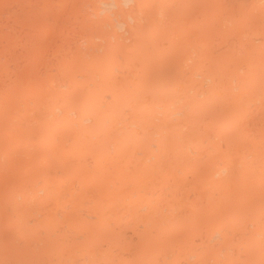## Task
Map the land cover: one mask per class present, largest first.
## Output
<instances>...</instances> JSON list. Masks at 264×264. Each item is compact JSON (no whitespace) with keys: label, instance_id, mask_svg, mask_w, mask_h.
Instances as JSON below:
<instances>
[{"label":"bare ground","instance_id":"obj_1","mask_svg":"<svg viewBox=\"0 0 264 264\" xmlns=\"http://www.w3.org/2000/svg\"><path fill=\"white\" fill-rule=\"evenodd\" d=\"M57 7L31 63L28 37L20 48L0 40V110L11 119L22 107L30 121L11 138L18 127L0 113V131L10 127L0 132V264H264L249 261L264 247V0H57ZM21 130L23 139L49 141L25 143ZM111 215L135 224L124 229L128 240L152 231L145 240H167L150 243L167 248L149 258L153 247L143 241L142 250L134 241L120 248L114 234L106 241L93 225ZM215 216H243V231L236 223L231 236L243 232L242 242L234 239L249 245L230 253L238 246L225 237L236 229L220 221L209 233L220 239L217 258L200 239L180 248ZM178 240L177 250L169 246Z\"/></svg>","mask_w":264,"mask_h":264},{"label":"rangeland","instance_id":"obj_2","mask_svg":"<svg viewBox=\"0 0 264 264\" xmlns=\"http://www.w3.org/2000/svg\"><path fill=\"white\" fill-rule=\"evenodd\" d=\"M1 1H2V0H1ZM3 1L6 2L7 5H6ZM3 1H2V3L0 2V8H1V5H2V4H5V5H3L2 9H3V8L6 9V7H8V10H7V12H6L4 9H3L4 11H3L2 9H1V11H0V14L3 13L2 17L4 18V22L1 21V20H2L1 18H2V17H1V15H0V19H1V20H0V22H1L0 24L4 26V29H2V28L0 27V28L2 29V30H0V34L3 35V36L0 35V40H1L2 38L4 39V38H9V37H10V38L13 39V40H17V41H16V43H17V47L19 46V48H20L21 45H22V47L25 45V44H23V42H26V39H27V37H28V39H30V43H31V44L28 45V55H29L30 59H29V62H28V61H27V62H28V63H31L30 60L32 61V56H33V57L36 56V55H32V54H34V53L36 54L35 50H37L38 47H40L39 43H41V45L44 43L43 41H41V39L43 40L44 36H46V35H45L46 32H44V31H47L52 25H54L53 22L51 23V21H52V17H51V16H52V13H53V14L56 13V10L58 9V7H57V0H53V1H52V0H46V1H45V0H38V1H37V0H29V1H31V2H29L28 0H27V1H26V0H18V1H16V0H6V1H5V0H3ZM9 1H10V2H9ZM11 1H13V3H12ZM23 1H24L25 4L23 3ZM39 1H41L40 3H41V4H44V5L39 4ZM18 2H20V3H18ZM21 2H22L23 5L27 8V10H25L26 8H25L24 6H22V5H21V6L23 7V9H22V7H18L20 4H22ZM33 2H35V3H33ZM37 2H38V4H37ZM43 2H44V3H43ZM47 2H49V3H47ZM9 3H12V4L14 5V6H12V8L14 7L13 9H12L11 6H10V5H12V4H9ZM16 3H17L18 5H17ZM30 3H31L32 5H29ZM50 3H51V5H50ZM55 3H56V4H55ZM45 4H46V5L48 4V6L45 7ZM15 5H16V6H15ZM35 5H37V6H35ZM49 5H50V6H49ZM28 6H29V8H28ZM15 7H16V8H15ZM35 7H36V9H34ZM38 7H39V8H38ZM43 7H44V8H43ZM51 7H52L53 9H52ZM56 7H57V8H56ZM48 8H49V9H48ZM50 8H51V9H50ZM55 8H56V10H55ZM18 9H19V10H18ZM28 9H29V10H28ZM39 9H40V11H39ZM11 10H12V11H11ZM30 10H31V11H30ZM36 10H37V11H36ZM43 10H44V11H43ZM34 11H35V12H34ZM5 12H6V14H8V15H6ZM10 12H11V13H10ZM17 12L19 13L20 16L17 14ZM36 12H37V13H36ZM20 13H21V14H20ZM25 13H26V14H25ZM27 13H28V14H27ZM44 13H46V15H45ZM29 14H30V15H29ZM50 14H51V15H50ZM28 15H29L30 17H32V20L35 21V24L37 25L36 27L33 26V24H32L33 21L31 20V18H30ZM36 15H37V16H36ZM47 15H48V17H47ZM9 16H10V17H9ZM14 16H15V18H14ZM17 16H18L19 19L17 18ZM35 16H36V17H35ZM11 17H12V18H11ZM22 17H23V18H22ZM25 17H26V18H25ZM42 17H43V18H42ZM13 18H14V20H13ZM33 18H34V19H33ZM35 18H36V20H35ZM5 19H6V20H5ZM11 19H12V20H11ZM26 19H27V21H26ZM43 19H44V20H43ZM18 20H19V21H18ZM22 20L26 23L25 26H27V24H28V27H25V26H24V24L22 23V22H23ZM30 20L32 21V23H31ZM45 20H46V21H45ZM15 21H17V22H15ZM47 21L49 22V25H48V22H47ZM5 22H6V23H5ZM29 22L32 24V25H31L32 27H30V23H29ZM45 22H46V23H45ZM17 23H19V24H17ZM20 23H21V24H20ZM35 24H34V25H35ZM51 24H52V25H51ZM18 26H19V27H18ZM44 26H45V27H44ZM47 26L49 27L48 29H47ZM7 27H8V29H5V28H7ZM21 27L24 28V29H26L27 34H29V33H30V34L27 35V34L25 33V30H23ZM34 27H35V28H34ZM9 28H10V29H9ZM20 28H21L22 31H21V32L19 31V32H20V33L23 32L24 34H23V33H22V34H18V33H19V32H18V29L20 30ZM31 28H33V29H31ZM27 29L30 30V32H29ZM40 29H41V30H40ZM44 29H45V30H44ZM5 30H6L7 32H5ZM8 30H9V33H10V34H8ZM12 30H13V31H12ZM33 30H35V31L37 30V32L34 33ZM42 30H43V31H42ZM1 31H2V33H1ZM3 31H4V32H3ZM11 31H12V32H11ZM32 31H33V32H32ZM13 32H14V33H13ZM17 32H18V33H17ZM28 32H29V33H28ZM31 32H32V33H31ZM39 32H40V33H39ZM4 33H6L7 35L4 36ZM11 33H12V34H11ZM13 34H14V35H13ZM16 34H17V35H16ZM25 34H26V35H25ZM32 34L34 35V37H33ZM37 34H38V36H37ZM39 34H40L41 38H40ZM42 34H43V36H42ZM12 35H13V36H12ZM21 35H22V36H21ZM23 35H24V36H23ZM17 36H18V37H17ZM30 36H31V38H30ZM20 37H22V38H20ZM25 37H26V39H25ZM32 37H33V38H32ZM19 38H20V40H19ZM36 38L39 40L38 42H35V41L37 40ZM33 39H34V41H33ZM21 40H22V41H21ZM32 41H33V42H32ZM18 42H19V44H18ZM32 43H35V44H32ZM32 45H33V46H32ZM34 47H36V49H35ZM32 48H34L35 50L32 49ZM42 48H43V45H42V47H40V49H42ZM31 49H32V51H31ZM37 51L40 52L39 49H38ZM33 52H34V53H33ZM38 52H37V55L39 56ZM42 52H43V50H42ZM41 54H42V53H40V55H41ZM24 57H26V55L24 56V54H23L22 58L24 59ZM36 57H37V56H36ZM24 63H25V62H24ZM24 66H25V65H24ZM53 75H54V72H53ZM12 78H13V77H12ZM52 78L55 79L56 76L54 75V77H52ZM22 80H23V79H22ZM26 81H27V79H25V81H24V80H23V81H19V83H18V88L20 89L19 86L21 85V89H20V90H21L22 92L25 90L24 87L26 88V86H27ZM22 82H24V83H26V84L23 83V84H24V85H23V84H21ZM53 85H54V84H53ZM55 85H56V84H55ZM54 87H56V86H54ZM22 88H23V90H22ZM32 88H35V86H33ZM56 88H58V87H56ZM33 90H34V89H33ZM84 95H85V94H84ZM33 96H34V95H33ZM82 96H83V95H81L80 97L77 96V98H82ZM0 97H1V99H2V101H3V96H0ZM19 98H20V97H19ZM1 99H0V100H1ZM2 101H1V102H2ZM18 101H20V100H18ZM77 102L80 104V101H79V100H78V101H77V100H74V101H73V104H75L74 106L79 107V111H81L80 108H82L81 106L84 105V104H81V106H80V105L78 106V105H76ZM81 102H82V100H81ZM17 104H18V103H17ZM14 105L16 106V104H14ZM16 107H17V106H16ZM13 108H14V107H13ZM13 108H12V109H13ZM20 108H22V107H20ZM20 108H14L15 110H16V109L19 110V111H18V112H19V113H18V114H19L18 118H14V117H13V113L15 114L16 112H13V111H12V117H11V119H13L12 122H13L14 124H13L12 122H10V121H11V119H10L11 111H6V112H5L6 114L9 112V114H8L9 116H8V115L5 116V117H8V119H9V120H7V118H6V120H7V125L9 124V126H10V124L12 123L13 128L16 127L15 125H17V127H18V131H17V129H16L17 127L15 128L16 131L18 132V134H17L16 131H13L14 129L12 130V128L10 129V131L8 130V128H10L11 126L8 127V128H5V127L2 128V132H4V130H5V132H6V130H8V132H10V134H11L10 137H11V138H14L13 136H17V135H18V138H19V137H20V136H19V134H20L19 130L21 129V127L23 126L22 128L25 129V127H26V123L30 122V121H28L27 118H26L27 121H26V119L23 120V118L26 117V114L23 113V112H21L22 109L20 110ZM23 108H24V107H23ZM10 109H11V108H10ZM10 109H9V110H10ZM12 109H11V110H12ZM17 110H16V111H17ZM2 111H3V110H2ZM2 111L0 110V113L4 116L5 113L2 112ZM23 111H25V110L23 109ZM25 112H26V111H25ZM81 112H82V111H81ZM3 113H4V114H3ZM20 113H21V114H20ZM18 114L16 113V114H15V115H16L15 117H17ZM21 116H24V117H21ZM19 117H20V119H22L23 122H22L21 120H19ZM6 120H5V123H6ZM14 120H15V121H14ZM16 120H17V121H16ZM8 121H9L10 123H8ZM24 121H25V122H24ZM16 122H17V124H16ZM19 122H20V123H19ZM22 123H23V125H22ZM18 124H19V125H18ZM20 124H21L22 126H21ZM24 124H25V125H24ZM4 125H5V124H4ZM24 126H25V127H24ZM19 127H20V129H19ZM24 129H23V130H24ZM25 130H26V129H25ZM0 132H1V131H0ZM2 132H1V133H2ZM5 132H4V133H5ZM13 132H15V133L13 134ZM24 132H25V131H24ZM1 133H0V134H1ZM4 133H3V134H4ZM6 133H7V132H6ZM22 133H23V131L21 130V137H22ZM3 134H1V135H3ZM1 135H0V136H1ZM39 136H41V137H43V138H46V140L49 141V138L47 139V137H44L45 135L42 136V134H41V135H39ZM0 138H1V137H0ZM25 138L27 139V138H31V137H30V136L26 137V135H25ZM25 138H24V139H25ZM34 138H35V137H34ZM36 138H37V137H36ZM1 139H2V138H1ZM1 139H0V140H1ZM15 139H17V138H15ZM22 139H23V137H22ZM24 139H23V141H25V143L29 140V139H27V140H24ZM38 139H39V137H38ZM38 139L32 141L33 138H31V139H30V142H27V143H32V142H34V144L37 143L36 145H40V146H46V145H47L48 141H46L45 139L42 140V141H44L43 144H41L42 142H40V144H39V142H35V141H37ZM12 140H13V139H12ZM39 140L41 141V139H39ZM14 141H15V140H14ZM31 141H32V142H31ZM9 143H11V142L9 141ZM17 143H18V142H17ZM45 143H46V145H45ZM23 144H24V143H23ZM23 144H22V145H23ZM5 146H6V145H5ZM33 146H35V145H33ZM21 147H22V146H21ZM6 148H8V145L6 146ZM6 148L4 147L3 149L5 150ZM56 156H57V155H56ZM61 179H62V178H61ZM61 179H60V180H61ZM250 214H251V213H249V214H247V215H250ZM226 215H227V214H226ZM228 215H230V214H228ZM243 216H244V215H243ZM243 216H241V218H240L241 220H240L239 218H237V219H235L234 221H231V222H233L234 224L231 223L230 221H227V220L224 221V219H223V221H221V220H222L221 218H223V217H221V216H218V217H219V220H218V221H217V218H218L217 216H215V217H216V218H215L216 220L214 219V217H209V218L206 219V220L208 221L209 219L213 218V219H211V221H212V225H214L213 222L215 223V225H214V227H211V226H210V225H211V224H210L211 221H208V222H209V223H208L209 225L206 224V227L204 228V230H202L203 227H204V226L202 227V225H204L203 223H207V222H204V221H206V220H204V221H201V224H202V225L200 224L201 226H196V231H198V232L201 231V233H199V234H201L202 236L199 235L200 237L198 238V235H197V236H195V238H197L198 240L195 239L196 241H190V242H193V243L196 242L197 244L195 243V246H194L193 244H191L190 242H189V243H186V242H185V243H184V244H185L184 246H186V247L183 248L184 246H182L183 244H180L181 242H180L179 240H178L179 243L177 242L178 245L176 244V245L174 246V244H173V245H170V244H169V246H171V247L173 246L172 248H174V247L176 248L177 246L181 245V246H182V247H180L181 249L189 250L188 247H189V244H190V245H192V246H191L192 248L190 247V250H192V249L196 248V245H197V246H200V245H201V249H202V247H205V248H203L204 251H203V250H201V251H203V252L206 251V252H209V253L212 254V252H214V250L218 251V249H216V246H215L214 244L217 245L216 240H218L219 238H217V239L215 238V240L210 239V238H211V235H213V233L215 232L214 230H216V228L221 224V222H222L224 225H226V226L228 227V229L233 228V227H235V229H236V230H234V228H233L232 230H234V231L229 230L230 234H229V232H228L227 235H226V237H225V238H227V240H231V238H232V241H229L230 243L234 242L233 240H235L236 238L239 239V240H241V242H242V239H244V236H242V235L244 234L243 232L238 233V234L235 233V237H234L235 239H234L232 236H234L233 233H234L235 231L237 232V230H240V229H241L240 231H243L242 224L245 222V220H243ZM118 217H120V216L118 215ZM125 217H126V218H125ZM127 217H128V216H123V217H120V218L115 219L114 216L111 215V217H109L108 219H105V216H104V221H105L106 223H108V224L106 225L107 228H105V226H104V225H105V222L103 221V219L101 220L100 225L98 224V225H93V226L96 228L95 230L98 229V232H99V233H102V232H103V234H105V237L107 236V238L110 237V236H112V234H114V238L111 237V238H110L111 240H110L109 238H108L109 240L106 238V239H107L106 241H110V242H111V241H112V238H113V241H112V242H117L116 245H118V244L121 243L120 245H118L120 248H123V247H121V245L125 247L126 244H130V243H132L133 241H134L133 244H136L135 247H137V246H139V247L142 246V247H140L141 250H142V248H144L143 245H140V244H143V242L145 243V244H144L145 247H146L147 244H149V246L147 245V247H148L149 249L152 248L153 245H150V243L153 242V240L151 241L150 239H152V236H154V234H153L154 232H152V231H151V232H146V234H145V233L142 234V235L145 237V238H144V241H143V238H142V240H140V241H139V240H132V241H130L131 238H130V236H128V235H130L131 232H129V233L126 234V233L124 232V229H127V230H128V228H129V231H132V230L134 229L133 226L135 227V224H134L133 222H130V220L127 219ZM113 218H114V220H112ZM128 218H130V217H128ZM132 218H134V215L132 216ZM244 218H245V217H244ZM109 220H110L111 222H110ZM118 220H119V221L121 220V221L119 222ZM123 220H124V221H123ZM125 220H126V221H125ZM128 220H129V222H128ZM113 221H114V223H112ZM115 221H117V223H116ZM215 221H217V222H215ZM220 221H221V222H220ZM235 221H236V222H235ZM237 221H238V222H237ZM125 222H127V224H125V227H124V226H123L124 224L122 225V223H125ZM218 222H219V223H218ZM241 222H242V224H241ZM103 223H104V224H103ZM115 223H116V224H115ZM131 223H132V224H131ZM226 223H228V224H226ZM230 223H231V226L229 225ZM236 223L238 224V227H239L240 229H239V228L237 229V225H236ZM130 224H131V226H130ZM186 224H187V223H186ZM113 225H114V226H113ZM115 225H117V226L119 225L122 229H121V228H120V229H117V227H116ZM197 225H198V224H197ZM233 225H234V226H233ZM240 225H241V226H240ZM98 226H100V228L102 227V229H103V226H104V231H102V229H100ZM97 227H98V228H97ZM108 227H109V230L112 229L111 232H110V231L105 232V230H107ZM114 227H115V228H114ZM197 227H201V230H200L199 228H198V229H199V230H198ZM207 227H208V230H205V229H207ZM215 227H216V228H215ZM130 228H131V229H130ZM211 228H212V230H211ZM99 230H100V231H99ZM119 230H120V231H119ZM168 230L171 232L170 229H168ZM209 230H211V231H209ZM117 231H119V232H117ZM121 231H123V232H121ZM202 231H203V232H202ZM205 231H209V232L207 233V232H205ZM213 231H214V232H213ZM98 232H96L95 235H98V236H99L100 234H99ZM104 232H105V233H104ZM108 232H110L111 234L109 235ZM204 232L206 233V235L208 234L209 236H208V235L205 236V233H204ZM212 232H213V233H212ZM118 233H119V234H118ZM120 233H121V235H122V233L125 234V235H122V236H121V237H123L124 239L120 237ZM151 233H152L153 235H150ZM172 233H173V232H172ZM174 233H175V232H174ZM203 233H204V235H203ZM209 233H211V235H210ZM231 233H232V236H231ZM242 233H243V234H242ZM228 234H229V235H228ZM236 234H237V235H236ZM240 234H241V235H240ZM95 235H94V236H95ZM101 235H102V234H101ZM101 235H100V236H101ZM148 235L151 236L150 239H149V241H151L150 243H148V240H145V239H148V237L146 238V236H148ZM186 235L188 236V234H186ZM238 235H239V236H238ZM100 236H99V237H100ZM103 236H104V235H103ZM103 236H101L102 239L104 238ZM115 236H117V237H116L117 240H116ZM118 236H119V237H118ZM203 236L205 237V242H206V243H204V237H203ZM229 236H230V237H229ZM241 236H242V238H240ZM125 237H126L127 239H126ZM155 237H156V236H155ZM178 237H179V239H180V237H186V236H184V235H183V236H179V235H178ZM201 237H203V238H201ZM209 237H210V238H209ZM238 237H239V238H238ZM248 237H249V236H248ZM248 237L245 236V238H248ZM255 237H256V236H255ZM95 238H97V236H95ZM119 238H120V241H118ZM129 238H130V240H128ZM208 238H209L210 240H207ZM97 239H99V238H97ZM97 239H94V240L97 241ZM104 239H105V238H104ZM121 239H122L123 241H122ZM125 239L127 240V242L125 241ZM153 239H154V238H153ZM181 239H182V240L187 239L186 241L188 242L189 237L181 238ZM199 239H200V242H202V240H203L202 243H203V245H205V246H203L202 244L199 243ZM249 239H250V240H249ZM249 239H248L249 242L252 241V242L254 243L255 238H253V235L250 236ZM95 241H94V242H95ZM124 241H125V243H124ZM128 241H129V242H128ZM136 241H137L138 243H137ZM141 241H143V242H141ZM154 241H156V238H155ZM162 241H163V240H162ZM166 241H167V240H166ZM166 241L164 240V241H163L164 243L162 242V244H161V242H160V243H159V242H153V243H155V244L158 243V245L160 244V245H162V247H164V246H168V243H169V242L167 241V244H166V243H165ZM213 241H214V243H213ZM219 241H220V239H219L217 242L219 243ZM236 241H238V240H235V242H236ZM118 242H119V243H118ZM235 242H234L233 244H231V245H234L235 247L238 246V247H236L237 249H236V248H231V250H228V251H230V253H231V252H235V253H236V251L239 252V250L242 251V250H243L242 247H244V246L248 243V241H247L246 243H242V244L244 245V246H243V245L241 244L240 241L238 242L239 245L237 244V242H236V244H235ZM139 243H140V244H139ZM209 243H210V245H211V243H212L215 247H213L212 245L209 246ZM123 244H125V245H123ZM199 244H200V245H199ZM228 244H229V243H228ZM254 244H255V243H254ZM158 245H157V248H156V245H154V247H155L156 250L158 249ZM229 245H230V244H229ZM231 245H230V247H231ZM248 245H249V244H247V246H248ZM240 246H242V247L240 248ZM154 247H153V250H154ZM207 247H208V248H207ZM209 247L212 248V251L209 249ZM245 247H246V246H245ZM137 248H138V247H137ZM140 248H138V249H140ZM166 248H167V247L163 248V251H164ZM178 248H179V247H178ZM186 248H187V249H186ZM214 248H215V249H214ZM181 249H178V250H181ZM213 249H214V250H213ZM262 249H264V247H263ZM262 249L259 250V254H258V251H257V252L255 251L257 254H254L255 252L252 251V254H253V255L251 256V259H250L249 261H255V260H257V261H262V260L264 259V256H263V255H264V250H262ZM153 250H152V251L148 250V253H149V252L151 253V255H149V258H152L151 256H153V254H154V256H155V254L157 255L158 253H160V252L162 251V248H161V246H160V248H159L157 251H156V250L153 251ZM175 250H177V248H176ZM207 250H208V251H207ZM226 250H227V249H226ZM163 251H162V252H163ZM216 251L213 253V255L215 256L214 258H217V255H215V254H217ZM261 251L263 252V255L261 254ZM139 252H140V251H139ZM141 252H142V251H141ZM152 252H154V253L152 254ZM206 252H205V253H206ZM224 252H225V250H224ZM150 253H149V254H150ZM209 253H208V254H209ZM235 253H234V254H235ZM146 254H147V253H146ZM146 254L143 252V254H142V256H141V260H143V259H144V260L147 259L148 254H147V255H146ZM260 254H261V256H263V257H261ZM140 255H141V254H140ZM143 255H144V256H143ZM174 255H175V253H174ZM206 255H207V254H206ZM258 255H259V256H258ZM146 256H147V257H146ZM154 256H153V257H154ZM257 256H258V258H256ZM121 257H122V256L119 255V256L115 259V261H117V260L121 261ZM260 257H261V258H260ZM255 258H256V259H255ZM253 259H254V260H253ZM258 259H259V260H258ZM144 260H143V261H144ZM147 260H148V259H147ZM101 261H103V260H101ZM111 261H113V260H111ZM143 261H133V262H143ZM122 262H125V261H121L120 263H122ZM126 262H129V259H127ZM144 262H149V261H144ZM154 262H156V261H154ZM158 262H161V261H158ZM117 263H119V262H117ZM151 263H152V262H151ZM156 263H157V262H156Z\"/></svg>","mask_w":264,"mask_h":264}]
</instances>
